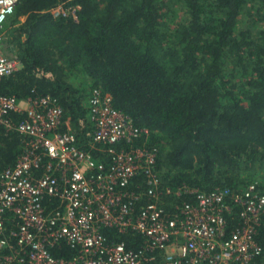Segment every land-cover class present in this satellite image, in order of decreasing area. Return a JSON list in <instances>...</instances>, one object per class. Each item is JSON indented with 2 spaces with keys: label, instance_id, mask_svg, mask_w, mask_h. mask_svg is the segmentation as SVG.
I'll list each match as a JSON object with an SVG mask.
<instances>
[{
  "label": "trees",
  "instance_id": "16d2710c",
  "mask_svg": "<svg viewBox=\"0 0 264 264\" xmlns=\"http://www.w3.org/2000/svg\"><path fill=\"white\" fill-rule=\"evenodd\" d=\"M59 4L74 13L54 17ZM6 25V54L21 68L0 78L1 94L49 96L76 147L109 161L88 114L91 90L99 89L139 132L114 148L157 150L169 214L196 204L177 189L225 190V236L240 226L235 195L250 184L264 191V0H17ZM23 139L0 128V167L16 163ZM145 180L138 174L127 187L142 194L138 204L147 199ZM102 231L133 251L145 248L133 230ZM255 240L261 251L251 264H264V226ZM52 253L70 258L73 250L60 244ZM156 256L151 264L160 263Z\"/></svg>",
  "mask_w": 264,
  "mask_h": 264
},
{
  "label": "built area",
  "instance_id": "2783aa9c",
  "mask_svg": "<svg viewBox=\"0 0 264 264\" xmlns=\"http://www.w3.org/2000/svg\"><path fill=\"white\" fill-rule=\"evenodd\" d=\"M16 3L0 0V78L21 68L5 44ZM68 12L74 9L63 4L51 9L54 17ZM88 102L93 141L108 145V163L76 147L68 119L63 121L62 108L49 96L18 100L0 93V128L16 130L25 145L13 166L0 167V264H151L156 253L159 264L252 263L261 251L255 234L264 226V191L250 184L235 195L242 221L227 236L224 214L231 208L225 190L177 189L176 195L192 194L196 204L184 202L169 214L160 197L157 150L114 148L130 143L138 130L99 89L91 90ZM14 113L24 117L16 122ZM138 174L147 184L141 204L142 194L127 189ZM103 227L140 233L145 248L133 251L108 241ZM60 244L73 250L70 258L53 255Z\"/></svg>",
  "mask_w": 264,
  "mask_h": 264
},
{
  "label": "clouds",
  "instance_id": "9594fccd",
  "mask_svg": "<svg viewBox=\"0 0 264 264\" xmlns=\"http://www.w3.org/2000/svg\"><path fill=\"white\" fill-rule=\"evenodd\" d=\"M25 98H23V100H24ZM106 150H107V148H106ZM108 153V152H107ZM108 156H109V159H110V155L109 154H107ZM99 161H102V162H104V163H108L109 161H106V160H99ZM57 257V256H56Z\"/></svg>",
  "mask_w": 264,
  "mask_h": 264
},
{
  "label": "crops",
  "instance_id": "0c3cea01",
  "mask_svg": "<svg viewBox=\"0 0 264 264\" xmlns=\"http://www.w3.org/2000/svg\"><path fill=\"white\" fill-rule=\"evenodd\" d=\"M6 29H7V25H6Z\"/></svg>",
  "mask_w": 264,
  "mask_h": 264
}]
</instances>
